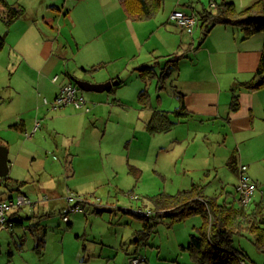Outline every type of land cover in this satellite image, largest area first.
Returning <instances> with one entry per match:
<instances>
[{
    "label": "crops",
    "instance_id": "crops-1",
    "mask_svg": "<svg viewBox=\"0 0 264 264\" xmlns=\"http://www.w3.org/2000/svg\"><path fill=\"white\" fill-rule=\"evenodd\" d=\"M5 1L22 8L24 15L7 25L4 21L6 9L0 5V37L3 39L0 61L4 59V69L9 74V83H3L0 91L8 90L2 103H9L6 109L13 107L11 114L3 120L18 137L21 135L27 141L36 137L47 120L75 124V132L70 138L62 137L65 142L56 146L63 153L65 189L75 195L65 198L64 184L60 187L59 183L26 179V172L32 167L30 160L34 161L37 155L34 144H30V159L22 155L21 147L18 148L14 162L20 165L15 176H11V170L16 166L9 161L12 143L0 139V145L7 150L9 168L7 176L0 178V188L6 191L0 192V197L23 195L33 202L32 207L10 210L8 227L1 230L0 235L8 232L14 239L19 231L24 237L29 232L33 240L31 251L41 257L50 230V226L42 222L56 210L62 219V211L77 204L75 196L81 200L82 212L78 213H84L88 205L96 208L97 215L110 209V213L119 212L136 218L152 212L150 197L161 193L175 195L194 186L202 188L205 198L220 200L225 194V203L239 206L236 193L238 168L232 169V193H227L225 183H222L217 193L219 197H208L200 182L205 171L208 176L211 168L215 169L213 158L227 144L228 137L241 138L242 143L254 136L264 138V86L257 90L240 87L251 80L260 62L263 36L259 33L244 39L238 27L217 25L199 45L198 30H181L170 15L174 10L200 14L222 1L232 2L241 11L257 0H213V6L209 0H162L157 12L145 20L130 17L123 0ZM175 55L184 56L170 65L168 61ZM4 69L2 74H6ZM142 69L148 70L147 77L141 75ZM55 76L58 79L53 83ZM72 79L91 84L114 81L118 84L101 94L80 90ZM65 84L78 88V93L91 105L90 112L84 113L72 106L54 108L51 104H43L45 98L52 103ZM233 92L239 96L235 111L231 110ZM180 106L189 115L178 120L173 112ZM155 111L167 112L176 122L170 131L147 132L146 123ZM36 122H39L38 130L31 138H25L24 133L32 130ZM15 125L17 127H13ZM43 134L44 131L38 137ZM217 136L225 137L222 144L212 139ZM139 138L141 146L137 147ZM134 148L140 150L143 161L132 158ZM260 150L263 153L264 149ZM225 152L227 158L237 155L234 148L225 149ZM91 157L102 165L100 171L90 172L86 167L87 159ZM240 159L244 161L242 152ZM79 160H84L81 166L77 165ZM260 160H264V153ZM245 167L246 175L258 188L246 207L251 210L254 199H258L255 204L261 203L264 190L253 175H248L249 167ZM146 177L150 182L139 187ZM103 201L105 206L101 204ZM78 213L71 215L78 217ZM195 217L200 220L197 225L185 238L176 241L183 251H186L184 248L190 235L201 225L200 217ZM140 222V228L131 235V243L135 246L133 255L142 254L139 251L141 245L134 242L133 236L142 229ZM163 222L171 227L176 223L162 218L156 225ZM66 224L70 226L66 233L71 236L67 242L77 251V241L84 238L85 233L80 237L70 219ZM73 233L76 240L72 239ZM186 238L187 245H184ZM64 239L65 235L60 242L61 257L66 244ZM94 244L104 245L101 239ZM81 251H87L85 244L78 256ZM125 255L131 254L126 252ZM189 258L185 259V264H193ZM143 262L139 264H152L151 257Z\"/></svg>",
    "mask_w": 264,
    "mask_h": 264
},
{
    "label": "rangeland",
    "instance_id": "rangeland-1",
    "mask_svg": "<svg viewBox=\"0 0 264 264\" xmlns=\"http://www.w3.org/2000/svg\"><path fill=\"white\" fill-rule=\"evenodd\" d=\"M261 36L263 35L261 34ZM4 68L5 61L2 59L0 61V87L3 83H5V85L9 83V74H7L8 71ZM3 69L6 74L1 73ZM9 70L11 71L10 68ZM7 92V89L0 91V113L2 115V119H0V139L12 143L10 147L12 154L9 156V161L12 163L14 162L15 154L17 156L19 147L22 148V155L30 159L32 157L30 156L32 154L29 153L31 150L30 144H34L37 155L34 161L30 160V162H32V167L28 170L29 174L26 172V179H34V181L40 179L41 182L59 183L60 187L64 184V186H62L65 190L64 197L67 198L73 194L75 195V193L65 189L66 174L63 153L60 148L56 147L63 145V142H65L64 139L70 138L72 132H75V124L73 122L67 124L65 120H58L55 122H49L47 120L46 123L42 124L41 129L32 141L24 140L21 135L18 137L16 132L9 129L7 121L3 120V118L9 116L13 110V107L6 109L10 106L9 103H2V100L7 97ZM2 106H4V108ZM53 127L55 130L52 129ZM58 129L64 131L60 132ZM42 131H44L43 137L39 138L38 136ZM55 131L61 136H58ZM224 138L217 136L212 139L222 144ZM25 141L26 145H24ZM138 141L137 147H140L141 138H139ZM242 141L243 139L241 138L228 137L227 144L223 146L222 150L220 149L215 158H213L214 162L212 161V166L215 167V169L211 168L208 176H205V174H207L206 171L203 173L200 184L204 185V193L208 197L216 196L222 183H225V191L227 193H232L234 184L232 169H239L243 164L247 166V168L249 167L248 175H253V179L258 181L259 185L263 187L262 189L264 190V160H260L263 157L264 150L263 153L259 152L261 148L264 149V138L261 136H254L249 141L243 143ZM233 148L237 150V155L227 158L225 149L229 150ZM139 151L140 150L137 148H134L131 152L132 158L143 161L144 159ZM241 152L244 161L240 159ZM54 157L56 160H54ZM83 162L84 160H79L77 165L81 166ZM14 163L16 166L12 168L11 176H15L16 169H18L20 165L16 162ZM250 163L252 164L250 165ZM86 167L90 172H96L102 169V165L97 159H94V157L87 159ZM19 172L22 173L21 170ZM149 182L150 181L146 177L143 182L139 183V187L147 186ZM0 192L6 191L2 187L0 188ZM137 193L139 192L137 191ZM224 196L225 194H223L222 198H220V200L218 199V201L223 202ZM255 201H258V199H254V203L252 202L253 205H259L264 214V195L261 203L257 202L255 204ZM101 204L105 206L106 202L103 201ZM95 210L96 208L86 205L84 213H78V217L76 215H69L70 223L73 224L72 227H74V231L77 232L80 237H83V233H85L84 238L77 241L79 245L77 251L72 244L67 242L68 239H71V236L66 233L70 226L62 221L60 213L56 210L51 212V215H48L44 222H42L44 225L50 226V230L48 233L47 245L44 247V253L43 255L39 254L42 255L41 257L35 256L31 251L33 240L30 238L29 232H27V237H24L21 231H19L18 236H14V239H11L10 233L4 232L0 235V264H118V261H120L119 264H128V256H132L135 250V246L131 243L133 239L131 235L140 228V220L133 215H123L119 212L110 213V209L98 213L99 215H97ZM198 220L199 218L194 216L185 222H176L172 224L173 227L165 222L155 225V232L151 234L146 245H141L139 251L142 254H138L147 259V261L151 257L152 264H185L184 261L185 259L187 260L189 254L187 251L181 250L180 247L177 246L176 241L185 238V235H188V233L192 231V227L197 225ZM64 235L66 244L64 246V255L61 257V250L63 251V248H61L60 242ZM75 235L76 234L73 233V240H76ZM123 236L124 238L122 241ZM99 239L103 242V246H101V244H94L98 243ZM187 239L188 238L184 240V245H187ZM120 241H122V243H119ZM182 243L183 240L179 242V244ZM83 244L86 245L87 251H81L78 256V252ZM233 246L245 254L246 264H264V254L254 247L252 236L245 233H243L242 236L236 235L233 238ZM126 252L131 255L126 256ZM188 260L192 263L190 258ZM193 264L195 263L193 262Z\"/></svg>",
    "mask_w": 264,
    "mask_h": 264
},
{
    "label": "trees",
    "instance_id": "trees-1",
    "mask_svg": "<svg viewBox=\"0 0 264 264\" xmlns=\"http://www.w3.org/2000/svg\"><path fill=\"white\" fill-rule=\"evenodd\" d=\"M161 1L123 0V6L130 17L145 20L157 12ZM0 5L6 9L4 21L7 25L24 15L22 8L11 6L5 0H0ZM196 15L199 45L217 25L238 27L243 32L244 39L259 33L263 35L260 62L251 80L240 84V87L246 90H257L264 86V0H257L241 11L237 10L232 2L222 1L220 4H216L213 9H204ZM2 45L3 39L0 37V48ZM183 56H171L168 63L174 65ZM140 71L144 77L149 74L148 70ZM238 98L239 96L233 92L231 101V110L233 111L238 109ZM173 113L178 120L189 115L183 106L177 108ZM175 124L176 122L171 120L167 112L155 111L145 128L150 134L164 133L170 131ZM201 189L194 186L189 190L179 191L175 195L161 193L150 197L152 212L148 216L137 215L142 221V229L134 233V242L138 245H146L151 234L155 232L156 223L162 218H169L172 222H183L190 217L199 216L201 225L195 228V233L190 235L189 243L184 248L195 264H243L245 254L233 246V238L236 235L242 236L243 233L252 236L254 247L264 254L262 208L255 205L249 210L246 208L247 206H235L224 201L219 202L217 198H205ZM134 256H140L141 262L146 260L139 254H132V256H128V264H130L129 258Z\"/></svg>",
    "mask_w": 264,
    "mask_h": 264
},
{
    "label": "built area",
    "instance_id": "built-area-1",
    "mask_svg": "<svg viewBox=\"0 0 264 264\" xmlns=\"http://www.w3.org/2000/svg\"><path fill=\"white\" fill-rule=\"evenodd\" d=\"M211 6H213V0H209ZM173 23L181 30L187 32H193L198 23L197 15L194 12L188 13L183 10H174L170 15ZM58 77L52 78V82L55 83ZM43 104H51L54 108H65L72 106L76 110L88 113L91 111V105L89 102L78 93V88L73 84L62 85L59 89L57 96L54 101L50 103L46 98L43 99ZM39 122H36L32 130L24 133L25 138H31L34 133L38 130ZM246 167L241 166L239 168V178L236 185L237 203L239 206H247L251 203L254 193L257 191V185L253 183L245 173ZM73 196V195H72ZM77 204L74 206L67 207L62 211V220L68 222L69 215L82 212L81 200L78 196H75ZM23 206L32 207L33 202L23 196L17 195L12 198H1L0 197V231L8 227V212L12 209H17ZM130 264H138L142 261L140 256H134L129 258Z\"/></svg>",
    "mask_w": 264,
    "mask_h": 264
},
{
    "label": "water",
    "instance_id": "water-1",
    "mask_svg": "<svg viewBox=\"0 0 264 264\" xmlns=\"http://www.w3.org/2000/svg\"><path fill=\"white\" fill-rule=\"evenodd\" d=\"M73 83L78 86V88L84 92H104L109 91L118 82H107L105 84H91L89 82L80 81L77 79H72ZM8 160H7V150L4 146L0 145V178L7 176L8 174Z\"/></svg>",
    "mask_w": 264,
    "mask_h": 264
}]
</instances>
